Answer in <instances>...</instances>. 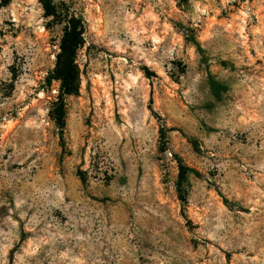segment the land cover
<instances>
[{
	"label": "rangeland",
	"instance_id": "1",
	"mask_svg": "<svg viewBox=\"0 0 264 264\" xmlns=\"http://www.w3.org/2000/svg\"><path fill=\"white\" fill-rule=\"evenodd\" d=\"M51 1L0 0V264H264V0Z\"/></svg>",
	"mask_w": 264,
	"mask_h": 264
},
{
	"label": "trees",
	"instance_id": "2",
	"mask_svg": "<svg viewBox=\"0 0 264 264\" xmlns=\"http://www.w3.org/2000/svg\"><path fill=\"white\" fill-rule=\"evenodd\" d=\"M12 0H3L5 5H8ZM187 2L188 0H182ZM43 5L45 16L52 17L55 15V8L51 0H40ZM81 33L77 32L76 28L71 30L68 28L64 32L61 43V52L58 55V66L53 74V79L60 81V95L56 103L53 118L60 133H63L66 121V98L74 95L79 89V71L76 65L77 51L81 45ZM218 84L213 82V89L217 92ZM62 139V138H61ZM179 174L177 179V191L180 201L186 203V193L183 188L189 173H195L189 167H186L182 162L178 161Z\"/></svg>",
	"mask_w": 264,
	"mask_h": 264
}]
</instances>
